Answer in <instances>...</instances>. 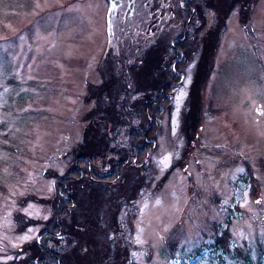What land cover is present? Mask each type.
Instances as JSON below:
<instances>
[{
  "label": "rangeland",
  "instance_id": "obj_1",
  "mask_svg": "<svg viewBox=\"0 0 264 264\" xmlns=\"http://www.w3.org/2000/svg\"><path fill=\"white\" fill-rule=\"evenodd\" d=\"M187 1L0 0V264H25L40 246L90 264L65 236L74 209L57 196L72 192L61 178L87 115L107 118L106 106L115 120L102 125L108 157L96 169L127 166L87 197L102 264L125 251L124 264H264V0H197L207 3L190 18ZM218 22L196 113L191 85ZM183 32L188 55L174 45ZM102 84L101 105L90 88ZM163 90L151 136L144 107ZM135 132L150 147L133 150Z\"/></svg>",
  "mask_w": 264,
  "mask_h": 264
},
{
  "label": "trees",
  "instance_id": "obj_2",
  "mask_svg": "<svg viewBox=\"0 0 264 264\" xmlns=\"http://www.w3.org/2000/svg\"><path fill=\"white\" fill-rule=\"evenodd\" d=\"M191 1L190 0L187 1L184 4V8H182L184 10L182 9L180 10L181 12H184L186 16H188L189 18L192 15L195 16L196 12L197 14H199L201 12L200 9H202L204 4L207 3V1L202 2V3L200 2L199 7H198L197 0L196 1L194 0L192 2ZM224 1L226 0H221V2H224ZM210 4L211 5L215 4L214 0ZM216 5L220 6L219 3H216ZM224 5L226 4H223V6ZM185 9L188 12H185ZM221 17H223V20H222L223 21L222 26H223L224 23H226L225 16H221ZM189 18L187 20H189ZM185 25H188V23L185 22L184 26ZM217 25H219V22L218 24H215L214 26H212L208 32H206L208 33L204 37L205 43H206V49H204V52H203L204 55L200 63L201 66L198 67L197 73L194 74L196 77H195V80H193L192 85H191V87H195L193 90L194 94L192 93L193 97L195 98V101L194 100L192 101L193 102L192 108L196 109V113L200 110L199 107L201 105V100H202V97L197 92V88L199 87V84H200L201 86L200 88L202 90V87H203L202 84H204L207 79V71L211 69V65L209 66L208 64H209V61L212 59L213 50L215 49L217 45L216 40H215L219 36V33L217 31L218 30L220 31L221 29V25L218 28H217ZM184 36H186V39L180 41ZM189 44H190V35L187 37V35H185L183 32L182 35L179 36L177 42L174 43L175 47L178 45V48H176V52L178 51L177 53H179V51H182L184 55H186L187 54L186 47ZM203 60H204V63H203ZM171 67L172 66L169 65L167 71H165V74H167V77H170V79H173V78L176 79L175 75L174 77L173 75H170L171 73L174 74V71L172 70ZM177 77H178L177 79L180 81L181 75ZM103 86L104 84L100 86H96V88L93 86L95 89L93 87L90 88L91 90L90 92H92V96H97L101 105L103 101L102 97L104 94ZM166 92L167 91L163 90L159 93H156L158 95L156 99H159V100H156L153 97L152 99L149 98V100L146 101L144 108L147 110V115H148L149 120L151 119V121H153L151 123V126H149V129L148 130L146 129L151 136L156 134V131H155L156 126L158 125L159 121H161V113H162L161 110H162V107L165 106V101L163 97L164 95L166 96ZM160 106H161V109H160ZM106 112H108L107 118L104 117V115L98 113V108L96 110H92L87 115L88 123L83 131L84 137L82 138V141L72 150L73 162H72V165L68 169L69 173L67 174V176L61 178L62 179L61 181L63 182L65 181V184L68 185L67 189L69 188L72 189V192H70V190L65 191V189L60 188V185H59L58 188L60 189V193L57 196V198L60 197L61 200L66 201L67 208H70V209L72 208V210L74 209V213L72 214L71 212L70 214L71 220H72L70 222V225L68 224L64 225L65 236L67 235L68 238H70L71 236L72 238L75 239L77 243L74 244L75 245L74 250L81 254L84 253L83 255L85 256H89L90 264H102V260H101L102 257H104V259L108 257H105L106 256L105 254H107V251H105V253L103 254H101L102 252L101 253H98L95 251L93 252L96 246L93 241V233L91 229H94L95 222L90 224L91 214L86 209L87 197L93 200V195L96 197V193L99 191V188H101V186L103 185H107L106 183H110V181L112 180L114 181L120 178L123 166H127V164L125 163V160H127V156H126V157H123L122 160L120 159V161H118L117 163H114V162L112 163L113 170L110 173L108 172L105 174L104 173L100 174L98 172L99 170L96 169V166H95L96 161H99V159H104L105 157L106 158L108 157L106 153L107 145L105 144V138L103 135L104 131H103L102 125L106 123L108 119L111 121L115 120V119H112L115 114H113L114 111L111 106H106ZM98 119L100 120L98 121ZM194 119L197 120L198 117L196 118L195 116ZM143 134L145 135V133ZM143 134H139L137 132L132 134V137H134V140L131 142L132 143L131 146L133 147V150L135 149L134 146L138 148L139 146L147 145L146 144L147 142L145 140H143V142L141 143L140 142L137 143V141L140 140ZM147 146L145 148L150 147V146L148 147ZM71 170L73 171L70 172ZM75 176H77V178H75ZM110 178H113V179H110ZM108 179H110L109 182L106 181ZM76 187L80 188L79 192L77 191ZM92 193L93 195L91 197ZM98 201L101 202L100 199ZM64 213L66 214V216L68 215L67 211H65L64 209H60V212L56 219L57 223L59 220L60 221L62 220L60 216ZM57 223H56V226H59V224ZM56 226H54L55 227L54 231L45 230L43 233L46 234L48 238L53 237L54 235L57 236L58 232L56 231H59L60 226L59 227H56ZM64 227L62 226L61 229H63ZM55 236L53 237L54 239H56ZM85 244L87 245V247L83 249ZM103 246H104V243H103ZM103 246H101L100 249H102ZM177 247H178L177 244L175 246V242H173V244L172 243L169 244V248H171L172 253H175L177 251ZM224 249L229 250V247L224 246ZM125 253L127 255V258H125V261H126L129 258V253L127 251H125ZM31 254L33 255V258L28 257V259L25 260V264H44L43 261H45V264H46V262L50 258H52V263L54 264L61 263V259H63L64 260L63 262H65L66 264H77V263H74V261L70 259L68 256H66V253H62V252L57 253L53 249H46V247L40 246L39 249H37V251ZM93 255H94V258L90 259ZM114 259H117L116 254L112 260ZM125 261L122 262V264H124ZM111 264H113V262Z\"/></svg>",
  "mask_w": 264,
  "mask_h": 264
}]
</instances>
